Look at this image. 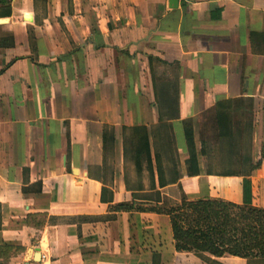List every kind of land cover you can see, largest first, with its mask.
<instances>
[{"label":"crops","instance_id":"crops-1","mask_svg":"<svg viewBox=\"0 0 264 264\" xmlns=\"http://www.w3.org/2000/svg\"><path fill=\"white\" fill-rule=\"evenodd\" d=\"M0 20V264H264L111 209L242 205L248 181L264 210V0H0Z\"/></svg>","mask_w":264,"mask_h":264},{"label":"trees","instance_id":"trees-1","mask_svg":"<svg viewBox=\"0 0 264 264\" xmlns=\"http://www.w3.org/2000/svg\"><path fill=\"white\" fill-rule=\"evenodd\" d=\"M150 63L153 65V74L155 63L171 67L168 63L153 58H150ZM157 87L155 81V88ZM161 91L164 92V88L157 89L159 98L163 94ZM173 96L174 105H179L176 85ZM133 132L138 139L134 142V148L140 154L139 161H143V154L147 155L149 144L148 131L141 128ZM148 161L150 162V155ZM155 195V204L148 207L124 204L113 206L111 209L113 212L135 211L169 216L178 252L194 253L201 257L207 254L216 258L230 256L264 261V210L252 206L248 181H245V201L242 205L215 199L188 201L185 197L180 202L168 199L162 202L161 193L157 192Z\"/></svg>","mask_w":264,"mask_h":264},{"label":"water","instance_id":"water-1","mask_svg":"<svg viewBox=\"0 0 264 264\" xmlns=\"http://www.w3.org/2000/svg\"><path fill=\"white\" fill-rule=\"evenodd\" d=\"M171 3L175 6V7H177L178 6V4H179V0H171ZM7 21L6 20H0V24H4V23H6ZM36 260L37 261H41V258H42V254L40 253V250H38V252L36 253Z\"/></svg>","mask_w":264,"mask_h":264}]
</instances>
